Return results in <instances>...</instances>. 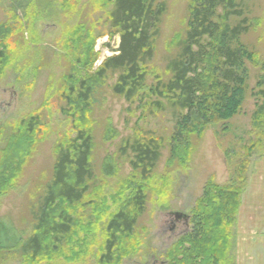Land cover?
<instances>
[{
	"label": "rangeland",
	"instance_id": "obj_1",
	"mask_svg": "<svg viewBox=\"0 0 264 264\" xmlns=\"http://www.w3.org/2000/svg\"><path fill=\"white\" fill-rule=\"evenodd\" d=\"M191 3L166 0L152 58L141 66L145 77L136 96L128 101L117 96L113 86L119 72H110L93 91L90 107L79 112L67 101L70 82L76 86L71 94L75 97L80 83L90 81L100 64L116 54L119 37L108 16L112 2L0 0V26L11 34L3 40L6 49L0 42L6 56L5 65L0 61V162L11 138L24 132L26 123H36L34 141L30 136L34 143L28 147L25 140L21 145L28 148L24 151L15 146V152L29 153L23 157L17 177L16 171L11 172L15 181L0 197V219L9 221L22 240L31 235L58 147L73 140L80 127L87 129L91 139L92 177L85 201L97 198L94 206L100 207L99 219L92 222L91 206L86 207L66 237L65 257L53 254L51 260L36 264H99L97 254L109 215L139 183L146 188L144 211L111 264H173L168 253L186 231L191 232V211L205 184L226 185L239 172L244 175V187L230 224L218 235L217 259L213 263L205 255L200 262L264 264V124L254 128L252 123V115L262 103L255 89L261 74L258 67L254 62L245 65L247 90L238 113L228 121L211 124L200 136L189 137L190 153L185 161L170 154L174 121L169 100L149 90L171 79L168 63L179 55ZM244 11L250 29L241 43L264 59V0L246 1ZM72 28L80 34L69 36ZM87 39L93 43L85 44ZM147 139L158 142L159 160L144 180L131 167L130 145ZM15 152L11 161L17 158L12 155ZM107 161L113 167L110 174L104 168ZM125 184L130 187L125 189ZM2 258L0 264H26L19 254Z\"/></svg>",
	"mask_w": 264,
	"mask_h": 264
},
{
	"label": "trees",
	"instance_id": "obj_2",
	"mask_svg": "<svg viewBox=\"0 0 264 264\" xmlns=\"http://www.w3.org/2000/svg\"><path fill=\"white\" fill-rule=\"evenodd\" d=\"M109 1L113 5L108 15L109 24L117 33L119 43L116 54L100 64L93 78L80 83L75 97L71 94L75 93L76 86L70 82L67 101L74 104L79 112L90 107L93 91L110 72H119L113 86L117 96L123 95L128 101L137 95L145 77L141 66L152 58L153 40L159 33L160 21L166 10V0ZM246 1L192 0L187 31L184 40L180 42L179 55L168 63L171 79L149 89L154 95L169 100L174 121L169 138L173 159L177 157L185 161L190 153L189 137L200 136L211 124L228 121L238 113L247 90V63L254 62L261 73L257 76L255 89L262 103L253 113L252 123L254 128L264 124V59L248 52L241 43V38L250 29L249 19L244 13ZM73 32L80 34L77 28H72L68 35L73 37ZM10 35L7 28L0 26V42ZM87 43H93V40L87 39ZM0 61L5 65L6 56L1 48ZM35 124V120L26 123L24 132L16 133V137L11 138L9 146L4 150V159L0 162V197L15 181L11 172L16 171L17 177L23 157L29 153L27 151L21 155L22 150L34 143ZM24 143H27V148L22 147ZM16 145L22 148L17 153ZM130 149L134 156L132 169L146 180L159 160L158 142L154 139L136 141L130 145ZM13 151L15 153L12 155L16 154L17 158L11 161ZM90 151V135L87 129L81 127L77 129L73 140L58 147L52 177L44 188L31 235L22 240L9 221L0 219V259L4 260L3 256L15 258L19 254L26 264H36L51 260L49 258L53 254L61 253L65 257L63 248L66 237L76 225L78 217L83 216L85 208L91 206L92 215L89 217L93 219L92 222L99 219L100 207L94 206L97 198L85 201L88 182L92 177ZM104 168L109 174L113 172L110 161L105 162ZM238 176L222 186L212 182L205 184L201 198L195 202L191 211V232L186 231L168 253L173 264H201L200 259L205 255L215 263L217 258L214 247L219 240L218 235L226 230L225 227L230 224L239 206L245 178L240 172ZM126 185L125 189H128L130 186ZM145 189L141 183L134 186L121 207L109 215L97 254L99 264H111L116 259L117 250L120 253L119 246L125 243L123 240L134 233L137 218L144 211ZM73 255L78 253L73 252Z\"/></svg>",
	"mask_w": 264,
	"mask_h": 264
},
{
	"label": "water",
	"instance_id": "obj_3",
	"mask_svg": "<svg viewBox=\"0 0 264 264\" xmlns=\"http://www.w3.org/2000/svg\"><path fill=\"white\" fill-rule=\"evenodd\" d=\"M118 43H119V38H118ZM175 216H178V214H176Z\"/></svg>",
	"mask_w": 264,
	"mask_h": 264
},
{
	"label": "flooded vegetation",
	"instance_id": "obj_4",
	"mask_svg": "<svg viewBox=\"0 0 264 264\" xmlns=\"http://www.w3.org/2000/svg\"><path fill=\"white\" fill-rule=\"evenodd\" d=\"M176 217H178V216H176ZM176 217H175V218H176ZM184 219H185V218L183 217V220H184Z\"/></svg>",
	"mask_w": 264,
	"mask_h": 264
},
{
	"label": "crops",
	"instance_id": "obj_5",
	"mask_svg": "<svg viewBox=\"0 0 264 264\" xmlns=\"http://www.w3.org/2000/svg\"><path fill=\"white\" fill-rule=\"evenodd\" d=\"M251 259V258H250Z\"/></svg>",
	"mask_w": 264,
	"mask_h": 264
}]
</instances>
